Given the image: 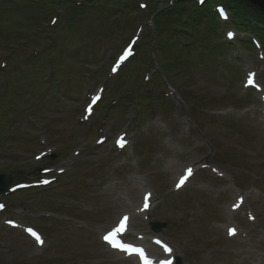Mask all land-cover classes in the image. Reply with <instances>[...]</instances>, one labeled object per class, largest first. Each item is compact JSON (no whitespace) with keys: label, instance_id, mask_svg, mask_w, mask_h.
<instances>
[{"label":"rangeland","instance_id":"1","mask_svg":"<svg viewBox=\"0 0 264 264\" xmlns=\"http://www.w3.org/2000/svg\"><path fill=\"white\" fill-rule=\"evenodd\" d=\"M137 3L132 0V7L126 4L104 21L89 11L75 15L71 25L62 21L55 28L50 25L52 3L36 0L33 6L22 8L25 14L0 4L1 25L11 22L13 26L7 32L10 37L0 41V60H7L10 53L24 56L28 69L27 77V69L22 68L9 81H4L0 71V172L31 179L35 169L48 162L67 169L69 175L38 190V195L32 191L16 196V203L10 201V210L0 219V264H135L110 252L101 234L124 211H137L145 190H153L155 205L147 214L148 221L143 215L132 219L129 238L133 241H138V232L163 236L176 247L181 264H264L263 93L246 92L242 87L251 70L257 71L264 86V60L258 49L242 50L238 38L231 41L229 56L222 60L218 51L209 48L206 27L200 34L206 41L196 44L195 51L169 48L171 37L164 32L162 41H155V49L149 45V54L140 51L139 43L140 63L126 65L119 79L121 74L109 71L116 51L145 24L136 11ZM231 23L217 30L216 44L228 42L225 29L236 28ZM41 30L57 34L58 42L49 47L40 38L44 33L36 39L34 35ZM35 47L42 51L38 56L33 55ZM159 62L166 69L156 78ZM11 67L9 63L7 70ZM143 72L144 78L151 72L150 83L157 80L162 88L153 96L139 91L153 102L149 111L142 98L139 101L133 93L131 99L127 93L129 87L145 84L139 75ZM50 73L59 76L53 90L47 91L40 84H48ZM103 85L107 88L103 107L95 117L81 121L89 94L98 93ZM164 101L166 105L159 106ZM114 105L122 122L118 126L109 122L114 119H107L106 112ZM104 124L109 140L98 147V129ZM123 130L132 144L123 151L111 150V131ZM77 149L82 154L75 157ZM40 151L49 154L36 160ZM53 153L57 155L54 160ZM205 163L210 165L202 168ZM188 165L199 173L183 190L175 191L174 182ZM237 194L247 199L242 213L253 209L258 220H240L230 211ZM6 218L38 226L47 242L38 246L22 231L8 229L3 224ZM232 218L240 223V235L230 239L226 228ZM153 221L166 227L156 233ZM249 231L254 234L243 237Z\"/></svg>","mask_w":264,"mask_h":264},{"label":"trees","instance_id":"2","mask_svg":"<svg viewBox=\"0 0 264 264\" xmlns=\"http://www.w3.org/2000/svg\"><path fill=\"white\" fill-rule=\"evenodd\" d=\"M227 2V5L230 9L233 10L235 20L241 24L244 25V22L242 21V17H252L254 18L258 23H264V16L259 14L255 9H252L244 4L239 3L236 0H225ZM207 8V7H206ZM194 9L191 7H188V12L186 6L183 7H177L173 10H167L164 11L161 16L160 20L157 22V30L160 33H164L165 31L168 32V35L171 38H174V34L168 31V27L170 25L175 24L176 27L182 28L185 25H188L192 31L197 32V35L199 36V39L197 40L198 43L201 41L209 40L211 37V31L206 30V38L202 39L200 34L202 33L203 28L208 27L209 25L214 23V21L211 19L212 15L209 11V9ZM186 12V15L184 13ZM248 27V26H247ZM249 29L255 30L256 27H248ZM165 32V33H166ZM175 39V38H174ZM204 47H200L201 50H203Z\"/></svg>","mask_w":264,"mask_h":264},{"label":"snow or ice","instance_id":"3","mask_svg":"<svg viewBox=\"0 0 264 264\" xmlns=\"http://www.w3.org/2000/svg\"><path fill=\"white\" fill-rule=\"evenodd\" d=\"M231 35V34H230ZM128 53H126V55L124 57H122L121 59H126ZM249 83H253V81L250 79ZM89 112H91V105L89 106L88 109ZM118 143L120 144L121 147H123V140L118 141ZM192 170L188 169L187 173L188 175H191ZM187 179V176H185L182 180H181V184L184 182V180ZM238 206V205H237ZM145 207H147V204L145 205ZM127 217H124L122 219V221L120 222V225L116 228H114L112 231L108 232L106 235H104L103 239L110 244L113 248L119 249L120 251H123L127 254H137L143 261L144 264H151V261L147 258V256L145 255V252L143 249L141 248H136L133 247L132 245H129L127 243L122 242L121 240L118 239V235L119 233H121L122 231L125 230V222L127 221ZM29 233L35 238V240L37 242L42 243L41 237L39 236L38 233H36L35 231H33L32 229H28ZM235 233V229H229V234L232 235ZM157 243H159V241H157ZM164 251L171 253L172 249L168 248L166 245L164 246ZM161 264H172L171 260L168 261H162Z\"/></svg>","mask_w":264,"mask_h":264},{"label":"water","instance_id":"4","mask_svg":"<svg viewBox=\"0 0 264 264\" xmlns=\"http://www.w3.org/2000/svg\"><path fill=\"white\" fill-rule=\"evenodd\" d=\"M240 1L250 6L256 7L264 12V0H240ZM1 179L3 178L1 177Z\"/></svg>","mask_w":264,"mask_h":264}]
</instances>
